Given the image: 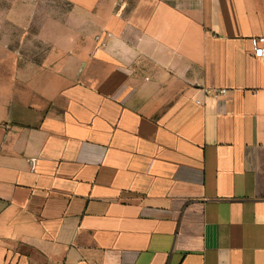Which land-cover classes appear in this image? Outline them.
<instances>
[{"label": "crops", "instance_id": "obj_1", "mask_svg": "<svg viewBox=\"0 0 264 264\" xmlns=\"http://www.w3.org/2000/svg\"><path fill=\"white\" fill-rule=\"evenodd\" d=\"M264 0H0V264H264Z\"/></svg>", "mask_w": 264, "mask_h": 264}, {"label": "built area", "instance_id": "obj_2", "mask_svg": "<svg viewBox=\"0 0 264 264\" xmlns=\"http://www.w3.org/2000/svg\"><path fill=\"white\" fill-rule=\"evenodd\" d=\"M251 46L255 56H262L264 54V36H252Z\"/></svg>", "mask_w": 264, "mask_h": 264}]
</instances>
